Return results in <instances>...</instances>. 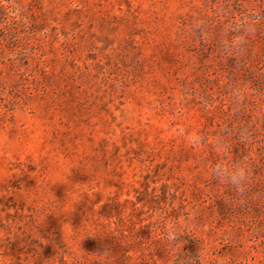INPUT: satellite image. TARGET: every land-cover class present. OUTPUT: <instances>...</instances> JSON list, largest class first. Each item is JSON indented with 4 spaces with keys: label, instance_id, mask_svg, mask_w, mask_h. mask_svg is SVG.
Listing matches in <instances>:
<instances>
[{
    "label": "rangeland",
    "instance_id": "rangeland-1",
    "mask_svg": "<svg viewBox=\"0 0 264 264\" xmlns=\"http://www.w3.org/2000/svg\"><path fill=\"white\" fill-rule=\"evenodd\" d=\"M185 261L264 264V0H0V264Z\"/></svg>",
    "mask_w": 264,
    "mask_h": 264
},
{
    "label": "clouds",
    "instance_id": "clouds-1",
    "mask_svg": "<svg viewBox=\"0 0 264 264\" xmlns=\"http://www.w3.org/2000/svg\"><path fill=\"white\" fill-rule=\"evenodd\" d=\"M241 43L242 41H237L234 47L238 50ZM239 97L240 93H234V98L237 99V102L239 101ZM241 139H247L246 132H242ZM190 142L198 145L201 142V138L198 135H193ZM214 147L215 151L221 155L228 149V145L222 137H217L215 139ZM209 175L218 183L229 185L235 191L243 193L249 180V166L246 160L236 161L231 164L220 160L210 166ZM178 234L179 226L177 222L169 221L165 229L166 238L169 240H175ZM174 259L178 261L181 259V257L179 254H177ZM185 264H189V262L185 261Z\"/></svg>",
    "mask_w": 264,
    "mask_h": 264
}]
</instances>
